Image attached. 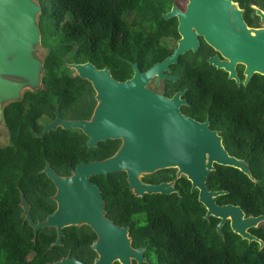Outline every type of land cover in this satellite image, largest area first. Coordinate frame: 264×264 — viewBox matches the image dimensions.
I'll use <instances>...</instances> for the list:
<instances>
[{"label": "trees", "instance_id": "1", "mask_svg": "<svg viewBox=\"0 0 264 264\" xmlns=\"http://www.w3.org/2000/svg\"><path fill=\"white\" fill-rule=\"evenodd\" d=\"M37 1L42 8L38 14L41 45L47 49L42 85L25 90L20 100L4 108L9 142L0 146V264L54 263L70 252L93 264L97 252L91 244L96 233L89 225L65 227L63 243L51 248L57 229L43 227L35 236L23 215L21 193L31 204L35 222L45 220L56 208V186L43 171L46 164L67 174L82 162L114 155L122 140L109 139L89 147L88 136L81 129L61 126L43 136L35 134L56 118L57 109L65 119L93 115L96 91L71 63L91 61L98 68L108 67L116 79L126 80L133 73L128 58L146 69L171 53L162 31L166 20L156 5L159 0ZM236 1L248 8L247 22L258 25L260 17L250 6L256 0ZM224 73L194 80V85L183 84L184 80L170 82L180 89H194L196 106L209 105L212 119H218L213 124H218L230 154L243 159L251 170L252 177L237 167L215 164L207 185L211 190L227 191L216 197L217 203L240 205L246 216H257L264 213V94L257 98L254 83L256 76L264 80V75L254 76L241 98V87ZM176 169L156 173L171 180ZM111 175L117 177V213L130 216L122 224L134 226L132 235L148 241L154 264H264V222L250 228L263 245L242 238L229 220L222 227L223 234L219 233L221 219L206 217L199 190H192L187 176L179 179L180 194L136 196L125 171ZM106 197L110 200L111 195L106 192ZM129 208L131 214L126 213Z\"/></svg>", "mask_w": 264, "mask_h": 264}, {"label": "water", "instance_id": "2", "mask_svg": "<svg viewBox=\"0 0 264 264\" xmlns=\"http://www.w3.org/2000/svg\"><path fill=\"white\" fill-rule=\"evenodd\" d=\"M237 10L231 12L230 6ZM42 8L37 0H0V122L4 121V108L22 98V89L37 90L42 83L44 59L35 56L36 46L41 45V30L38 14ZM264 22V11L256 9ZM178 14L182 37L173 52L164 60L154 63L142 72L133 64L134 75L118 80L108 67L98 68L91 61L71 63L70 67L84 79L91 81L97 105L90 119H65L60 110L56 118L45 124L36 136H43L59 126L65 129L79 128L87 136L89 147H97L100 141L121 139L118 151L105 159L82 162L71 176H61L48 162L43 169L57 187L54 199L57 209L45 220L35 222L31 204L21 193V206L25 220L34 228L35 236L43 227L57 229V238L52 243L62 244L64 228L70 225H89L98 235L92 244L97 252L93 264H132L135 257L144 260L142 249L135 250L128 237V227L115 224L104 216V200L98 184L91 176L125 171L130 188L139 196L144 193L171 194L178 190L172 182L159 184L144 183L140 175L159 169L178 168V174L186 175L192 183V190H199V201L206 209V217L220 218L217 230L230 221L234 232L248 241L263 240L254 235L250 228L264 222V213L246 216L240 205L219 204L216 197L226 190H211L207 185L209 173L215 164L229 165L241 169L252 177L249 165L224 147L222 136L210 128L209 119L200 122L181 111V104L187 103L177 93L167 98L152 91L149 81L157 76L176 80L178 76L165 73L171 71V64L177 63L181 54L192 47H199L198 33L229 60L213 56L209 60L219 68L229 71V78L240 83L236 64L246 65V80L256 72L264 74V27H249L243 11L234 0H189L186 11L177 6L164 14L169 18ZM195 28V30L193 29ZM6 76H13L15 80ZM4 104L5 101H7ZM48 264H87L71 252L60 260Z\"/></svg>", "mask_w": 264, "mask_h": 264}, {"label": "flooded vegetation", "instance_id": "3", "mask_svg": "<svg viewBox=\"0 0 264 264\" xmlns=\"http://www.w3.org/2000/svg\"><path fill=\"white\" fill-rule=\"evenodd\" d=\"M234 2H236L238 4L239 8L243 11L244 19L247 22L246 16L248 14V8L241 6L239 1L234 0ZM188 4H189V0H159L156 3V5L159 7V9L162 10L163 15L165 13H168L169 11H171L173 9V6H177L179 8V10L184 12L187 10ZM260 4L264 5V0H256V3H251L250 6L252 8H254L256 11L257 8L262 9L261 6H259ZM262 10L264 11V9H262ZM256 14H257V11H256ZM165 20H166V22L164 21L162 23V31L165 33V37L167 38V39H164V42L166 43L167 47L169 49H171V53H172L174 48L178 45L179 39L182 37L180 30H179L180 20H179L178 14H175L169 18H165ZM247 24L249 27H252V28L264 27V22H262L261 17L259 18V24L258 25H251L248 22H247ZM193 29L195 30V28H193ZM198 40H199V47L197 50H194V48L192 47L187 52L180 55L177 63L171 64V71L165 70V73H167V74L178 76V78L176 80H172L170 78H162L158 82L157 76H156L149 81L148 87L152 91H154L160 95H163L167 98H173L175 94L183 92L179 96L180 99H186L187 100V103H182L180 106L183 114H185L191 118H194L200 122H205L206 120L209 119L210 128L213 130H216L222 136V142L224 144V147L226 148V150L230 154V151L226 147V142H225L223 134L221 133V130L218 127H216V125H218V124H216V123L213 124V121L218 120V119L216 117H214L212 119V117H211L212 111L209 108V105H208V107L196 106L197 104L194 103L195 96L192 94V91L194 89L189 90L186 86H185V88L180 89V88H177L178 85L172 84L170 82V80H172V81L184 80L183 84L194 85L196 83L194 80L206 79L211 74H221L223 76L225 74L224 72L227 73V76L229 78V74H230L229 71L225 70L224 68L217 67V65L210 62V60H209L213 56H218L220 60H229V59L226 56H224L223 53L220 52L218 49H216L211 44H209L205 40L204 36L200 35L199 33H198ZM171 53H169L168 55H170ZM168 55H166L162 60H164ZM162 60H160V61H162ZM128 62L131 64L132 69H133V73L129 78L133 77V75H134V68H133L134 63H137L138 67L140 68V70L142 72H145L147 69L150 68L149 67V68L143 69L142 67H140L139 63L134 61L132 58H128ZM235 68H236L237 74L239 76L240 83L237 84L236 80L235 79H233V80L235 81V83L237 85H239L241 87L240 95H241V98L242 97L244 98V95H245L244 86H247L254 76H256L257 74H262V73L256 72L255 74L252 75V77L250 78L248 83H245L246 76H247V74L245 72L246 65L242 62H238L236 64ZM206 70H208L209 72H207ZM262 75H264V74H262ZM129 78H127V79H129ZM229 79H231V78H229ZM41 85H42V83H41ZM254 87L256 89L257 98H259V96L261 95V92H263V94H264V80L262 78L256 76ZM96 105H97V103H96ZM213 114H215V113H213ZM91 117H92V115H91ZM157 171L158 170H156L155 172H152V173H147L144 177L141 178V180L144 183H151V184H159L162 182H172L173 186L178 190V192L177 191H175V192L180 194L181 191H180V188L178 187V184H179V179L183 176V174H181V175L178 174V168L176 169L175 176L171 180L162 179L161 177L164 176V173H162V174L156 173ZM73 173H74V169H72L71 172L67 173V174H63V175H61L59 173L58 174L61 176H71V175H73ZM109 174H107V175L99 174V175L91 176V180L94 183L99 185V187L101 189V193L103 195L104 211H105L104 216L119 226L128 227V237L131 240L132 247L135 250L142 249V255L144 257V260L142 261V263H140L137 258L132 257L131 258L132 264H153L151 262L152 250L149 247L148 241L139 235H132V231L134 229V226L132 227V225H123L122 224V222L128 221L130 216H123L122 214L117 213V208H118V206H117V187H118L117 177L115 175L109 176ZM184 176H186V175H184ZM56 192H57V187H56ZM56 192L53 195V199H54ZM106 192H108L111 195L110 200H107ZM175 192H172V193H175ZM133 193H134V191H133ZM144 194H147V193H144ZM148 194H150V193H148ZM143 195H139V196H143ZM55 202H56V208L51 213H53L57 209L58 202L56 200H55ZM51 213H49V214H51ZM126 213L131 214L130 208L126 210ZM96 239H98L97 233H96V238L93 240V242ZM97 256H98V254H97ZM95 258H94V260H95Z\"/></svg>", "mask_w": 264, "mask_h": 264}, {"label": "rangeland", "instance_id": "4", "mask_svg": "<svg viewBox=\"0 0 264 264\" xmlns=\"http://www.w3.org/2000/svg\"><path fill=\"white\" fill-rule=\"evenodd\" d=\"M163 37L164 39H167L165 37V33L163 32ZM47 53V49L44 48L42 45H37L36 46V51H35V56L38 57L39 59H44L45 55ZM9 77L11 78V80H15V78L13 76H6V78ZM29 89V87H25L22 89L21 93H22V96H23V93L25 90ZM9 99H7V101L4 102V104H6ZM98 102V101H97ZM0 103L1 100H0ZM9 142V136H8V133H7V130H6V127H5V123L4 121L3 122H0V146H5L6 144H8ZM147 174V172H143L140 177H144L145 175ZM151 262L154 264L155 263V257L154 255L152 254L151 255Z\"/></svg>", "mask_w": 264, "mask_h": 264}, {"label": "bare ground", "instance_id": "5", "mask_svg": "<svg viewBox=\"0 0 264 264\" xmlns=\"http://www.w3.org/2000/svg\"><path fill=\"white\" fill-rule=\"evenodd\" d=\"M230 10H231V12H234L235 10H237V7H236V5H231L230 6Z\"/></svg>", "mask_w": 264, "mask_h": 264}]
</instances>
